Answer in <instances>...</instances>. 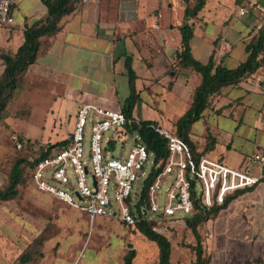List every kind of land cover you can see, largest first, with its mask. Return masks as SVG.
I'll use <instances>...</instances> for the list:
<instances>
[{"label": "crops", "instance_id": "1", "mask_svg": "<svg viewBox=\"0 0 264 264\" xmlns=\"http://www.w3.org/2000/svg\"><path fill=\"white\" fill-rule=\"evenodd\" d=\"M196 0H99L75 3L62 16L60 29L44 44L23 75L26 88L21 100L44 101L41 133L58 131L61 117H72L83 103L122 112L129 95L125 60L131 57L138 99L131 116L136 120L175 122L189 109L201 80L196 71L181 68L176 52L184 25L193 26L192 56L202 63L213 57L228 68L247 57L245 45L258 33L264 0H205L196 16L185 7ZM213 1V2H212ZM217 3L211 13L208 5ZM251 9L238 16L239 7ZM223 5V6H222ZM13 25L0 28V49L14 53L24 40V28L47 16L41 0H15ZM157 22L159 28H154ZM4 63L0 58V75ZM264 67L235 85L221 88L197 121L188 138L195 152L219 160L230 168L248 167L258 176L264 164L248 162L250 154L264 151V96L260 92ZM141 109L151 115L138 119ZM209 118V123L206 121ZM55 118H57L54 128ZM227 204L200 227L206 264H264V176L254 186L228 194ZM158 251L156 252V256ZM135 259V258H134ZM135 264V263H134Z\"/></svg>", "mask_w": 264, "mask_h": 264}, {"label": "built area", "instance_id": "2", "mask_svg": "<svg viewBox=\"0 0 264 264\" xmlns=\"http://www.w3.org/2000/svg\"><path fill=\"white\" fill-rule=\"evenodd\" d=\"M98 1L77 0L76 3L94 4ZM14 3L15 0H0V28L13 25ZM251 9H255L252 3L248 8L239 7L237 14L244 16ZM260 18L264 20V12ZM153 27L159 28L158 23L155 22ZM260 92L264 96V78ZM87 123L90 129L88 137L85 135ZM132 124L133 119L121 111L116 112L88 103L81 104L68 145L57 147L51 156L37 164L33 181L40 189L85 212L91 220L96 216L115 215L112 212L115 205L125 225L134 227L139 211L147 221L154 222L153 229L156 232L167 235L171 228L186 224V218L195 212V202L206 209L214 204H221L228 194L254 186L264 176L263 172L258 176L252 175L247 166L234 169L219 160L205 156L196 160L187 141L173 131L152 124L154 130L162 135L167 143L166 158L154 160L140 135L136 131L128 133L127 127ZM129 137L133 139L126 154L121 150L116 156L108 155L118 142L121 148L126 145ZM86 138L88 148L85 151ZM13 140L16 147L20 148L22 143L18 138L14 136ZM112 142L115 143L114 148L109 149ZM84 156L88 158L91 168L84 164ZM247 161L264 164V151L250 154ZM147 166L148 170L145 169ZM69 167L76 179L74 198L47 179L52 176L53 182L68 184ZM151 171L155 172V175L148 185L146 199L138 206V201L134 203L132 210V197L136 195L139 200L144 180ZM136 180H141L137 191L134 190ZM166 182L170 185L165 188L164 199L160 203L161 186ZM197 182L201 186L199 195L195 189ZM110 191L114 202L109 197ZM76 192L82 199L76 196Z\"/></svg>", "mask_w": 264, "mask_h": 264}, {"label": "rangeland", "instance_id": "3", "mask_svg": "<svg viewBox=\"0 0 264 264\" xmlns=\"http://www.w3.org/2000/svg\"><path fill=\"white\" fill-rule=\"evenodd\" d=\"M229 0L225 1V5ZM213 2V1H212ZM221 5V4H219ZM211 3L208 9L212 13L219 6ZM223 6V5H222ZM29 103V102H27ZM31 104L28 120H22L10 116L7 121L0 122V188L8 181V173L17 158L26 156L31 160L41 146H53L56 142L64 140L72 127V117H61L58 131L51 129L50 133L42 134L41 125L45 119L44 101L37 100ZM19 102L10 105V111L14 114L19 107ZM151 115L150 110L141 109L137 112L138 119ZM207 122L209 123V118ZM57 118H55L54 128ZM156 123L169 131L174 130L170 123ZM202 121L193 125V131L201 134ZM90 129L88 123L85 126V135L88 137ZM14 136L30 138L37 144L36 149L20 150L16 147ZM133 137H129L127 144L121 148L120 142L109 152V156H116L122 150L126 154ZM88 148V138L84 140L85 151ZM84 164H88V158L84 156ZM148 170V166L145 168ZM71 187L52 182L53 185L64 189L73 196L76 188V179L68 169ZM87 179L90 183L89 176ZM141 180L134 182V190H138ZM169 182L161 186L159 196L162 203L165 188ZM19 194L14 199L0 201V264H22L20 256L28 252L31 261L26 264H123V256L131 243L136 250L135 264H157V246L153 241L142 236L134 228L125 225L120 219L115 205L112 208L113 216H96L91 220L89 216L52 193L40 189L30 178V168L25 165L21 183L18 186ZM196 194H200L201 186L197 182ZM109 197L112 202L113 194ZM138 201V196L132 197L131 208ZM171 244L170 264H191L194 260L195 237L186 225L171 228L167 234ZM204 232L200 231V238H205Z\"/></svg>", "mask_w": 264, "mask_h": 264}, {"label": "trees", "instance_id": "4", "mask_svg": "<svg viewBox=\"0 0 264 264\" xmlns=\"http://www.w3.org/2000/svg\"><path fill=\"white\" fill-rule=\"evenodd\" d=\"M41 1L47 7V16L37 19L30 25L25 26L24 40L14 53L0 49V58L4 63V69L0 75V122L7 121L10 116L28 120L31 104L27 103L28 101L26 100H21V96L26 88L23 75L28 66L36 60L41 46L44 44L42 38L51 37L60 29L59 22L61 17L73 10L77 0ZM204 3L205 0H196L192 7L186 6L184 11L185 15L196 16ZM261 20L263 23L258 33L253 35L245 45V50L247 52L246 59L232 68L216 63L213 57H210L206 63H202L195 59L190 51L193 26L184 25L180 27L181 46L176 52L177 64L181 68L196 71L200 74L201 80L194 90L193 101L189 109L175 122L173 132L189 143L196 160L199 159L200 153L198 154L195 152V147L187 135L192 123L201 118L204 109L210 105L212 96L219 94L221 88L228 85H235L256 72L259 68L264 67V20L263 18H261ZM125 67L129 77V95L125 100L122 112L127 117L133 119V124L131 127H127V131L128 133L136 131L140 135L141 141L146 145L147 150L153 154L154 160H164L167 156L166 139L151 126L152 124H158L152 120H136L131 116L133 106L139 96L135 89L134 82L136 75L131 66V57L129 56L126 57ZM16 101L19 102L20 106L15 110L14 114H12L10 105ZM71 135L70 133L64 140L56 142L54 147L48 145L39 147L36 155L31 160H28L26 156L17 158L8 173L7 184L0 188V201H8L17 197L19 194L18 186L21 183L26 164L30 168V178L33 180V174L37 164L43 159L51 156L53 150L57 147H66L70 141ZM16 137L22 143L21 147L18 149H36L37 144L34 140ZM114 145L115 143L112 142L109 149H113ZM154 175L155 172L151 171L148 178L144 180V185L141 189L140 198L136 206L145 201L148 185ZM47 179L49 182H53L52 176H49ZM66 186L71 187L70 182L66 184ZM228 200L229 197L226 196L221 204H214L207 209L201 207L198 202H195V212L192 216L186 218V224L196 240V244L194 245V260L191 264L207 263V258L203 255V240L200 238V227L205 221L213 217L223 208ZM153 225L154 222L147 221L138 211V220L133 227V231H138L142 236L156 244L158 251L157 264H170L172 248L169 238L167 237L168 235L156 232L153 229ZM127 246L128 250L123 256V264H134L136 250L131 243H128ZM19 261L22 264L29 263L31 261V255L25 252L20 256Z\"/></svg>", "mask_w": 264, "mask_h": 264}, {"label": "water", "instance_id": "5", "mask_svg": "<svg viewBox=\"0 0 264 264\" xmlns=\"http://www.w3.org/2000/svg\"><path fill=\"white\" fill-rule=\"evenodd\" d=\"M94 184H95V181H94ZM76 194V196L79 198V199H82L80 196H79V194L76 192L75 193Z\"/></svg>", "mask_w": 264, "mask_h": 264}]
</instances>
